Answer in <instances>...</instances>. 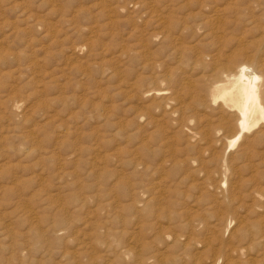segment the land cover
<instances>
[{"label": "rangeland", "instance_id": "rangeland-1", "mask_svg": "<svg viewBox=\"0 0 264 264\" xmlns=\"http://www.w3.org/2000/svg\"><path fill=\"white\" fill-rule=\"evenodd\" d=\"M253 2L0 0V264H264V136L197 66L262 75Z\"/></svg>", "mask_w": 264, "mask_h": 264}, {"label": "bare ground", "instance_id": "bare-ground-1", "mask_svg": "<svg viewBox=\"0 0 264 264\" xmlns=\"http://www.w3.org/2000/svg\"><path fill=\"white\" fill-rule=\"evenodd\" d=\"M238 1L243 2V0L242 1L238 0ZM253 1L254 2L252 4H254V9L260 6H261L260 8L263 7V5H261V2L264 0H253ZM245 3L246 1H244V4ZM236 5H237V9H231V13L236 10H242L243 8L246 12L251 14V11L253 10V9L251 10V7L249 6L239 7L238 4ZM203 7L208 8L207 9L208 12L213 13L214 14L213 16H216V19H212L213 16H211L206 21L203 22L202 25L208 27V29H213L212 26L214 24V21L215 20L218 21L219 15H225L227 13V8L225 6H221L218 4L216 5V3H214V6L208 3H205V6ZM252 21L253 20H251L249 23L253 24L254 21L253 22ZM262 25H260L259 28L255 27V30L261 29ZM200 27H201L200 25H197L195 27L196 31L200 29ZM261 30H264V28H262ZM211 32H208V34H212ZM262 33L264 32H261L260 36H262ZM263 42H264L263 37L258 40L259 45L257 46H258V50L260 51V53L264 51V49H261ZM259 46L261 48H259ZM183 49L181 48V51ZM184 51H186V49ZM187 51H188V48H187ZM249 62L255 63V62H258V59L256 58V56H253L252 59L249 61L240 60L239 58V60H234L233 62L227 63V65H224L220 62V58H219L217 60V64H215L213 67H206L207 63L205 62L203 58H201V60L197 62V66L200 67L201 69L202 68L205 69L206 74L210 73L206 77L207 82L204 84L205 86L202 89V91H205L206 93L209 91V93L207 94V97L209 98L210 103H213L215 105L214 107H216V104H218V108L222 110V112L224 113L225 112L231 113L228 117H230V119H232V121L235 123L234 129H232V131L229 133V135L226 138L228 141V150L235 147L236 144L240 142V140L242 139L245 133H249L253 130L260 129L256 132V134L259 135V137L264 136V71L262 72V75L257 74L250 68L248 64ZM263 69H264V66H263ZM199 78L200 77H198V79ZM167 81H168V78H167ZM180 86H182L181 83H180ZM201 88H198V89H201ZM227 123L229 124L227 127H231V122L228 121ZM226 164H227V161H226ZM222 171L224 172V175H226V173L228 172V168L225 166V164H224V167H222ZM223 181H222L223 184L222 183L221 184L224 187L226 184V181L224 182Z\"/></svg>", "mask_w": 264, "mask_h": 264}]
</instances>
